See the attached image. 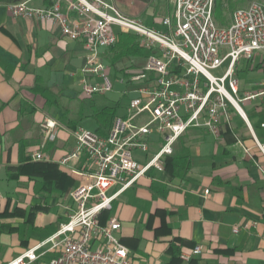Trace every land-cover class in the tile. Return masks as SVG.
<instances>
[{
  "label": "crops",
  "instance_id": "obj_1",
  "mask_svg": "<svg viewBox=\"0 0 264 264\" xmlns=\"http://www.w3.org/2000/svg\"><path fill=\"white\" fill-rule=\"evenodd\" d=\"M54 1L28 0L37 7H47ZM107 1L127 16L138 18L146 12L137 7L135 11L126 9L123 0ZM60 2L65 8V2ZM155 11L146 14L155 19ZM100 58L114 81L112 91L117 92L114 87L119 84L122 90L118 93L124 97L126 86L118 78L125 67L139 64L141 57L111 62L108 49L102 48ZM84 60L80 41L63 38L49 20L14 17L6 3L0 2V226L15 228L0 234V264L54 234L68 217L64 205L74 207L69 193L78 182L68 166L82 170L84 157L68 166L58 163L74 146V129L63 124L60 116L63 110H69V118L77 121L76 128L80 127V69ZM100 95L105 93L91 97V116L93 109L117 104L115 116L122 115L120 100L100 106L95 100ZM250 107L251 124V118L258 124L264 113ZM44 117L58 124L53 140L44 138L40 125ZM239 119L237 122L232 117L219 138L202 128L186 130L180 139L188 148L191 164L184 178L168 181L164 170L151 169L115 199L114 207L104 210L102 221H119L116 235L138 264H174L169 252L172 243L180 245L178 264H187L190 259V264H264V147L256 144ZM110 126L97 125L99 130L95 131L107 133ZM252 127L263 145V130L258 127V137ZM36 152L49 158L43 161L57 164L71 182L68 191L46 198L34 191L33 182L26 176L8 179L9 167L36 161L32 158ZM136 156L141 159L140 154ZM34 205L45 209L26 221ZM15 208L24 214L14 213ZM195 246H200L201 252L184 261L181 254ZM54 256V252H45L32 264H47Z\"/></svg>",
  "mask_w": 264,
  "mask_h": 264
},
{
  "label": "built area",
  "instance_id": "obj_2",
  "mask_svg": "<svg viewBox=\"0 0 264 264\" xmlns=\"http://www.w3.org/2000/svg\"><path fill=\"white\" fill-rule=\"evenodd\" d=\"M63 1L65 8L60 0L47 7L20 0L6 3V8L14 17L49 20L63 38L82 43V96L113 90L100 50L114 45L119 30L136 35L148 53L139 64L125 67L118 78L126 86L122 93L128 96L127 106L124 114L113 118L107 133L82 127L71 132L74 146L58 163L68 166L84 157V167L68 166L78 183L69 193L74 207L64 205L67 219L54 234L4 264H32L48 251L55 256L47 264H138L116 235L119 221L100 223L99 214L151 169L163 172L164 158L186 130L202 128L219 138L236 113L256 144L264 147L243 106L264 113V79L240 96L237 78L240 60L253 63L258 57L264 71V2L251 0L232 13L229 25L220 26L213 16L214 0H165L164 15L154 13L157 28L124 15L107 0ZM70 12L76 17L71 18ZM226 61L222 76L211 74ZM40 125L45 139H55L54 119L44 117ZM258 127L264 132V117ZM32 158L49 160L41 152ZM112 189L116 190L108 195ZM200 252L195 246L181 257L188 261Z\"/></svg>",
  "mask_w": 264,
  "mask_h": 264
},
{
  "label": "trees",
  "instance_id": "obj_3",
  "mask_svg": "<svg viewBox=\"0 0 264 264\" xmlns=\"http://www.w3.org/2000/svg\"><path fill=\"white\" fill-rule=\"evenodd\" d=\"M20 0H0L3 3H13ZM145 4H152L158 0H137ZM264 2V0H258ZM234 0L227 2V7L232 11L235 7ZM223 6L219 0H214L213 16L217 24L229 25V20L222 15ZM231 21V20H230ZM149 26L157 27L158 21L155 17L151 18ZM110 55V61L115 62L117 60H127L131 57H143L148 52L141 47L137 37L134 34L119 30L117 32L116 42L114 45L107 48ZM55 99L53 100V103ZM55 104V103H54ZM118 104L111 107H103L101 109H93V117L98 122L99 127H109L117 112ZM250 117L252 115H248ZM60 121L70 129H75L77 121L69 118V110H63L60 116ZM99 130V128H97ZM190 155L187 146L180 137L177 139L176 144L173 147L172 154L166 156L163 160L164 172L168 181L173 179H182L185 177L190 167ZM8 179L16 180L20 176H26L33 182V189L36 193H39L46 198L49 196H55L65 193L70 189L71 182L66 175L58 169L56 163L36 160L32 162H26L16 166L9 167ZM65 184H67L65 186ZM45 207L40 205L32 206L26 216V221H30L34 218L37 211L44 210ZM14 213L24 214V211L19 208L14 209ZM105 216V211H101L99 214L100 223H104L102 218ZM15 228L10 225H1L0 234L3 231H14ZM169 252L172 254L174 264H178L180 245L172 243L169 247ZM193 259H190L187 264H190Z\"/></svg>",
  "mask_w": 264,
  "mask_h": 264
},
{
  "label": "rangeland",
  "instance_id": "obj_4",
  "mask_svg": "<svg viewBox=\"0 0 264 264\" xmlns=\"http://www.w3.org/2000/svg\"><path fill=\"white\" fill-rule=\"evenodd\" d=\"M219 1L222 3V6H223L222 15L225 18H227V20H229V22H230L232 13L238 8L246 7L251 0H234L233 3L235 4V7L232 11H230L229 8L227 7V2L229 0H219ZM122 5L125 6L126 9H129L131 11H135L136 7L139 9L143 8L144 10L146 9V12L141 13L138 16V18L140 17L144 21V23H146L147 25H149L148 23L151 22V18H152L149 14H146V13H148L149 10L150 11L156 10L155 11L156 16L158 15L160 17V16L164 15V11L166 8L165 0H158L152 4H148L147 7H145V6L143 7V5H141V3H139V2L130 1V0H123ZM218 25H220V24H218ZM220 26H226V25H220ZM227 64H228V61L223 63L219 68L211 70V74L216 76V77L222 76L226 70ZM260 67L261 66L259 64V58L258 57L256 58V60L253 63L251 61L240 60V62L237 64V78L239 80V91H240L239 95L240 96H242L243 92H245L246 90H254L256 87V83L258 81H261L264 79V71H262V69ZM114 89L117 92L112 91V92L105 93V96H101V95L97 96L95 99L96 104L100 105V106L109 105L110 103H113L114 101L120 100L121 107L119 110V114H123L125 112V108L127 106V97L128 96L124 95V97H123L118 93V91L122 90V87L119 84H115ZM81 97H82L81 106L83 108V116L80 118L78 125L85 130L95 131L97 129L98 122L96 121V119L93 116H91V109H90L91 104H92L91 98L84 97L82 95H81ZM243 106H244V109L246 110V113L248 115L249 114L252 115L253 112L251 110L249 111V109L251 108L249 106V104H243ZM69 108H70V105H69ZM74 108H75V106L71 107L72 110H75ZM232 117L237 122L240 121V119L236 113H232ZM251 120H252V124L254 125L255 132L259 137L260 131L258 130V124L256 123L257 119L251 118ZM116 189H112L107 194L108 195L112 194L113 191ZM120 198H122V197L120 196L118 199H120ZM116 202H117L116 200L113 201V203H112L113 207L115 206Z\"/></svg>",
  "mask_w": 264,
  "mask_h": 264
}]
</instances>
